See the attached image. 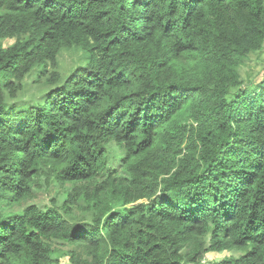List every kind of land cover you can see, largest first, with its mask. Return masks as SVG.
<instances>
[{"label": "trees", "instance_id": "obj_1", "mask_svg": "<svg viewBox=\"0 0 264 264\" xmlns=\"http://www.w3.org/2000/svg\"><path fill=\"white\" fill-rule=\"evenodd\" d=\"M263 47L264 0H0V264H264Z\"/></svg>", "mask_w": 264, "mask_h": 264}, {"label": "rangeland", "instance_id": "obj_2", "mask_svg": "<svg viewBox=\"0 0 264 264\" xmlns=\"http://www.w3.org/2000/svg\"><path fill=\"white\" fill-rule=\"evenodd\" d=\"M15 39H6L4 41V45L6 47L14 44ZM80 55V51H70L68 49H64L59 56V65L60 70L64 75H67L71 70H73L77 66L78 56ZM42 67L37 65L33 68V70L26 75L25 77V93L21 95L20 100H32L33 96H40L42 92H44V87L37 84L36 82H40L39 78L42 76ZM241 76L243 79V88L252 89L255 87L257 83L264 81V47L261 52L253 53L250 55L249 59L246 61V64L241 68ZM44 78V77H42ZM43 80V79H42ZM36 81V82H35ZM257 82V83H256ZM256 83V84H255ZM39 200H47L46 195L43 191L38 192ZM231 251L224 252H209L206 254V258L203 264H212L214 261L221 260L229 255H231ZM234 255L240 254L239 252L233 253ZM61 264H71L69 258L66 256H62L60 258Z\"/></svg>", "mask_w": 264, "mask_h": 264}]
</instances>
